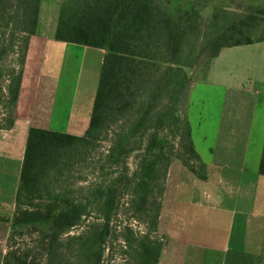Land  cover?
<instances>
[{
	"label": "trees",
	"instance_id": "16d2710c",
	"mask_svg": "<svg viewBox=\"0 0 264 264\" xmlns=\"http://www.w3.org/2000/svg\"><path fill=\"white\" fill-rule=\"evenodd\" d=\"M41 1L0 0V18L1 7L11 2L14 29L22 34L19 68L10 72L6 86L12 109L1 128L14 122L28 42L38 27ZM238 7L241 13L220 7L210 16L205 70L223 47L264 41V7ZM199 17L197 8L174 0L61 1L54 38L102 48L104 57L84 135L28 129L12 226L50 221L46 264H110L115 256L111 248L120 236L125 257L118 264L158 261L161 241L152 232L161 209L158 196L174 156L171 137H178L187 153L183 165L201 180L208 177V166L194 147L186 110L191 84L188 68L194 61L188 56L180 59L191 23ZM6 50L0 46V61ZM110 133L102 163L96 166L99 181L77 196L55 185ZM132 155L135 168L130 169ZM258 173L264 176V141ZM34 198H47L49 203L42 207L32 203ZM124 206L143 218L145 230L137 232L127 223L120 229L115 222ZM74 228L81 229L70 234ZM3 264L9 261L5 258Z\"/></svg>",
	"mask_w": 264,
	"mask_h": 264
},
{
	"label": "crops",
	"instance_id": "0c3cea01",
	"mask_svg": "<svg viewBox=\"0 0 264 264\" xmlns=\"http://www.w3.org/2000/svg\"><path fill=\"white\" fill-rule=\"evenodd\" d=\"M50 7L41 1L13 125L0 128V264L10 249L28 129L84 135L104 57L102 48L56 40ZM186 110L209 174L201 180L180 165V178L166 187L152 232L161 241L155 264H264V41L221 48L194 75Z\"/></svg>",
	"mask_w": 264,
	"mask_h": 264
},
{
	"label": "rangeland",
	"instance_id": "374dc122",
	"mask_svg": "<svg viewBox=\"0 0 264 264\" xmlns=\"http://www.w3.org/2000/svg\"><path fill=\"white\" fill-rule=\"evenodd\" d=\"M60 1L62 0H42V4L51 5L49 14L57 19ZM180 3L183 7L194 6L199 11V19L191 23L189 28L186 42L182 49V54L180 59L183 61L185 57H191L194 61V65L188 68V73L190 80L192 81L195 74L198 72H203L205 69L204 63L208 58V48H206V34L207 23L210 16L216 9L220 7L226 8L228 10H236L241 13L242 10L239 9L238 5L242 8L251 5H260L264 7V0H174ZM1 8L2 17L0 18V46L7 48L6 53L3 55L0 61V128L7 124L6 118L11 112V105L7 99V89L8 75L13 69H18V59L21 53L22 44V34L14 29V22L11 16L14 12L13 4L6 3ZM49 22V19H47ZM56 25V22H55ZM55 28V26H54ZM11 45V46H10ZM190 81V82H191ZM112 137V133L109 134L107 140H104L97 150L92 151L90 157L86 158L75 164V166L67 172L65 175L58 178L55 185L61 187L62 189L72 191L71 196L79 195L80 191H84L93 183L100 180V171L96 166L100 165L102 162L101 158L105 155L106 149L108 147L109 140ZM170 143L172 146V151L174 156L169 160L168 172L166 178L162 184L163 192L161 197L158 196L157 201H161L166 198L164 197V192L166 187L171 184L172 180H177L180 165H183V160L187 158V153L181 146L178 137H171ZM129 168H135V156L132 155L128 159ZM184 166V165H183ZM96 167V168H95ZM185 167V166H184ZM186 168V167H185ZM187 169V168H186ZM171 170V171H170ZM188 170V169H187ZM190 171V170H188ZM192 173V172H191ZM193 174V173H192ZM207 174L208 168H207ZM194 175V174H193ZM259 175V174H258ZM195 176V175H194ZM106 178V176H104ZM196 177V176H195ZM264 178V176H261ZM208 178V177H207ZM34 204H41L43 207L47 205L49 201L47 198L38 199L34 198L32 200ZM116 224L123 228L126 223L131 226L132 229L139 232L140 230L146 229V224L138 216H133L127 209L126 206L122 207L120 216L116 218ZM51 223L50 221H44L34 224H23L16 225L12 228L9 236V246L6 259L9 264H46V251H45V237L50 232ZM81 228H74L69 233L74 234L80 231ZM121 231V230H120ZM155 237V235H154ZM158 239L157 237H155ZM114 242L111 251L115 254L110 264H118L124 261V253L122 246V238ZM128 258V257H127ZM125 264V262H123Z\"/></svg>",
	"mask_w": 264,
	"mask_h": 264
}]
</instances>
